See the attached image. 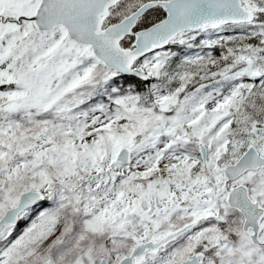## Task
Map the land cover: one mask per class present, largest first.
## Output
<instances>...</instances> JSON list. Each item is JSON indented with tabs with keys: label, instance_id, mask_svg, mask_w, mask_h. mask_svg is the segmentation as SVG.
Listing matches in <instances>:
<instances>
[{
	"label": "snow or ice",
	"instance_id": "snow-or-ice-1",
	"mask_svg": "<svg viewBox=\"0 0 264 264\" xmlns=\"http://www.w3.org/2000/svg\"><path fill=\"white\" fill-rule=\"evenodd\" d=\"M0 264H264V0H0Z\"/></svg>",
	"mask_w": 264,
	"mask_h": 264
},
{
	"label": "trees",
	"instance_id": "trees-1",
	"mask_svg": "<svg viewBox=\"0 0 264 264\" xmlns=\"http://www.w3.org/2000/svg\"><path fill=\"white\" fill-rule=\"evenodd\" d=\"M194 51V50H193ZM192 52V51H191ZM192 54H194V53H192ZM214 54H216V55H218L219 54V49H217L215 52H214Z\"/></svg>",
	"mask_w": 264,
	"mask_h": 264
}]
</instances>
